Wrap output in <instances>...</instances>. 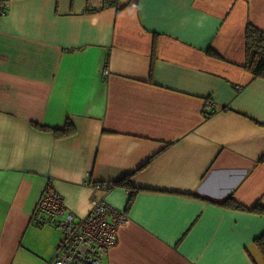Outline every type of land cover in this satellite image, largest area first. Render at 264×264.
<instances>
[{
	"label": "crops",
	"instance_id": "crops-1",
	"mask_svg": "<svg viewBox=\"0 0 264 264\" xmlns=\"http://www.w3.org/2000/svg\"><path fill=\"white\" fill-rule=\"evenodd\" d=\"M105 3L0 13V264H30L48 185L78 216L126 213L106 264H264V78L245 67L264 0Z\"/></svg>",
	"mask_w": 264,
	"mask_h": 264
},
{
	"label": "built area",
	"instance_id": "built-area-1",
	"mask_svg": "<svg viewBox=\"0 0 264 264\" xmlns=\"http://www.w3.org/2000/svg\"><path fill=\"white\" fill-rule=\"evenodd\" d=\"M216 111L213 101L206 102L205 115ZM95 188L110 189L109 184L96 182ZM37 225L58 228L62 237L50 264H106L105 259L118 240L121 225L128 223L126 213L104 199H95L86 216L68 209L62 195L48 185L32 214Z\"/></svg>",
	"mask_w": 264,
	"mask_h": 264
},
{
	"label": "trees",
	"instance_id": "trees-1",
	"mask_svg": "<svg viewBox=\"0 0 264 264\" xmlns=\"http://www.w3.org/2000/svg\"><path fill=\"white\" fill-rule=\"evenodd\" d=\"M14 0H0V13H5L7 11V6L10 2ZM106 6L108 4L116 3L117 0H105ZM246 53L247 59L245 63V67L249 69L252 74L256 77L264 78V31L252 23L247 25L246 29ZM210 54L217 56L215 52H211ZM69 127V126H68ZM65 128V132H69V128ZM131 174L124 176L122 179L116 181L115 183H111L110 188L114 185L124 186L127 188H131ZM132 197L130 198L131 201ZM129 201V204H130ZM226 205H230L235 208H245L244 205L238 203L233 199V197H228L225 201ZM254 209L259 211H264V208L257 204ZM256 242L260 247L261 252L264 256V234L257 237Z\"/></svg>",
	"mask_w": 264,
	"mask_h": 264
},
{
	"label": "rangeland",
	"instance_id": "rangeland-1",
	"mask_svg": "<svg viewBox=\"0 0 264 264\" xmlns=\"http://www.w3.org/2000/svg\"><path fill=\"white\" fill-rule=\"evenodd\" d=\"M55 235H58L59 238L62 237V233L58 228L51 226L49 224L41 226L32 222V229L28 231L25 237V247H27L28 245L32 247L30 248V250H25V251L26 253L29 252L32 254H26L25 257L27 259L26 261L30 262V264H50L54 258L55 249L52 255H50L49 252H46L45 255L42 253L43 251L34 252V250L44 246L47 247L51 243V242L49 243V241H51V238ZM48 255H50V257Z\"/></svg>",
	"mask_w": 264,
	"mask_h": 264
},
{
	"label": "bare ground",
	"instance_id": "bare-ground-1",
	"mask_svg": "<svg viewBox=\"0 0 264 264\" xmlns=\"http://www.w3.org/2000/svg\"><path fill=\"white\" fill-rule=\"evenodd\" d=\"M33 222V221H32Z\"/></svg>",
	"mask_w": 264,
	"mask_h": 264
}]
</instances>
